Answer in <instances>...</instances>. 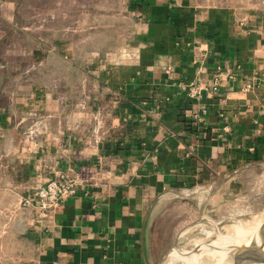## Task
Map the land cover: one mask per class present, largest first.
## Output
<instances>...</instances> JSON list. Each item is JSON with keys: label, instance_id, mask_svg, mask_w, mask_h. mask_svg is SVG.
Instances as JSON below:
<instances>
[{"label": "crops", "instance_id": "obj_1", "mask_svg": "<svg viewBox=\"0 0 264 264\" xmlns=\"http://www.w3.org/2000/svg\"><path fill=\"white\" fill-rule=\"evenodd\" d=\"M129 2L134 48L96 73L89 104L68 103L65 73L51 87L32 66L17 84L0 55V264H157L203 225L193 212L207 219L203 207L264 173L262 11ZM11 15L0 0V53ZM192 85L206 88L194 97ZM58 174L72 195L44 212L20 204Z\"/></svg>", "mask_w": 264, "mask_h": 264}, {"label": "rangeland", "instance_id": "obj_2", "mask_svg": "<svg viewBox=\"0 0 264 264\" xmlns=\"http://www.w3.org/2000/svg\"><path fill=\"white\" fill-rule=\"evenodd\" d=\"M10 1L12 15L4 35L6 42L0 53L1 60L8 72L16 75V83L20 82L17 84L29 77L36 83L50 81L53 87L52 81L58 83L57 75L65 73L69 104L73 105L76 100L89 104L90 93L88 95L86 89L90 91L93 85L101 87L96 82V73L110 62L121 60L128 50L134 48L138 25L130 0ZM231 1L238 4L239 0ZM241 1L243 6L258 7L264 16V0ZM45 55L47 61L38 65ZM32 66L43 67V72L34 68L28 76L21 75ZM80 73L85 78L83 84ZM81 85L84 87L82 95L78 94ZM240 185L241 189L234 192L235 199H221L217 205L213 202L210 207H203L201 212L207 219H198L194 212L190 215L196 223L203 222V225L190 229L179 238V251H188L198 242L217 240V236L232 235L233 226L246 228L253 221L264 218V173L254 170L253 174L242 179ZM221 220L223 224L218 226ZM6 243L10 244V240ZM226 254L229 256L225 255L221 264H232V249ZM168 258L166 256L162 264H185L179 257ZM196 264H220V261L216 255L202 253Z\"/></svg>", "mask_w": 264, "mask_h": 264}, {"label": "built area", "instance_id": "obj_3", "mask_svg": "<svg viewBox=\"0 0 264 264\" xmlns=\"http://www.w3.org/2000/svg\"><path fill=\"white\" fill-rule=\"evenodd\" d=\"M205 86H191L189 90L191 96H199ZM74 192V182L71 178L63 174L48 177L43 183L35 188L32 195L22 198L20 204L26 206L33 204L40 212H44L72 195Z\"/></svg>", "mask_w": 264, "mask_h": 264}, {"label": "water", "instance_id": "obj_4", "mask_svg": "<svg viewBox=\"0 0 264 264\" xmlns=\"http://www.w3.org/2000/svg\"><path fill=\"white\" fill-rule=\"evenodd\" d=\"M223 221L217 223L218 226H221ZM264 218L259 221L257 227L255 228L256 239H249L247 243L239 242V244H230L225 247H229L232 249V264H264ZM210 241L198 242L193 245V248L188 251H179L176 246L171 247L167 253L163 256V258L157 263L162 264L163 260L166 256L173 251L182 252V255H190L195 253L201 247H211L209 245Z\"/></svg>", "mask_w": 264, "mask_h": 264}, {"label": "bare ground", "instance_id": "obj_5", "mask_svg": "<svg viewBox=\"0 0 264 264\" xmlns=\"http://www.w3.org/2000/svg\"><path fill=\"white\" fill-rule=\"evenodd\" d=\"M261 220L262 219H258V220L253 221L252 225H250V226L247 224L248 227H246V228L239 227V226H233L231 228V230L233 232L232 235L228 234V235H224V236H217L218 237L217 240H212L209 242V245H211V247H201L198 252L190 254L188 257L180 254L182 252H179L176 250H173L169 254V256H171V258L179 257L181 260H184L185 264H196V263H198V256L201 255L202 253L203 254H212V255L217 256V259H218V261H220V264H221V261L223 260L225 255H228L226 253L230 249L229 247H225V246L230 245V244L236 245V244H239V242H243L245 244L251 238H252V240H255L256 234H255L254 230L257 227V224L259 223V221H261ZM245 226H246V224H245ZM262 230H263V234H264V229H262ZM229 231H228V233H229Z\"/></svg>", "mask_w": 264, "mask_h": 264}]
</instances>
